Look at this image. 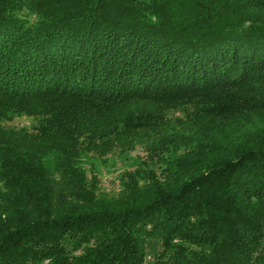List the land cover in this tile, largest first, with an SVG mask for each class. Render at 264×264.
I'll list each match as a JSON object with an SVG mask.
<instances>
[{
  "label": "trees",
  "instance_id": "1",
  "mask_svg": "<svg viewBox=\"0 0 264 264\" xmlns=\"http://www.w3.org/2000/svg\"><path fill=\"white\" fill-rule=\"evenodd\" d=\"M0 264H264V0H0Z\"/></svg>",
  "mask_w": 264,
  "mask_h": 264
},
{
  "label": "rangeland",
  "instance_id": "2",
  "mask_svg": "<svg viewBox=\"0 0 264 264\" xmlns=\"http://www.w3.org/2000/svg\"><path fill=\"white\" fill-rule=\"evenodd\" d=\"M116 177H117V174L109 172V174H107V176L104 177V184L108 186L109 182L115 180Z\"/></svg>",
  "mask_w": 264,
  "mask_h": 264
}]
</instances>
